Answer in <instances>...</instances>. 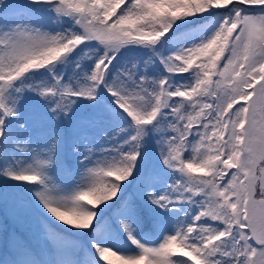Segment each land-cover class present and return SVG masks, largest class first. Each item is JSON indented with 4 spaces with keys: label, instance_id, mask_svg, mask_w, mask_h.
<instances>
[{
    "label": "snow or ice",
    "instance_id": "6c2138e0",
    "mask_svg": "<svg viewBox=\"0 0 264 264\" xmlns=\"http://www.w3.org/2000/svg\"><path fill=\"white\" fill-rule=\"evenodd\" d=\"M0 179V264H264V0H0Z\"/></svg>",
    "mask_w": 264,
    "mask_h": 264
},
{
    "label": "trees",
    "instance_id": "16d2710c",
    "mask_svg": "<svg viewBox=\"0 0 264 264\" xmlns=\"http://www.w3.org/2000/svg\"><path fill=\"white\" fill-rule=\"evenodd\" d=\"M21 19H26V17H21ZM198 23H203V21H200ZM196 26H189L187 30H192L194 29ZM181 31H185V29H181ZM69 72H71V69L68 70ZM183 75H187V74H183ZM32 109L31 107H29V112H31ZM85 132H87V134L91 137L94 135H97L98 133L95 132L94 130H88L85 129ZM15 182H9L6 186L5 181L0 179V191H8L11 189L12 184H14ZM127 195H134V190L133 189H129L128 193L125 194ZM99 226V225H97ZM28 227V224H26L25 221L21 220L15 210H14V206L11 203V201H4V200H0V250H2V246H3V239H4V229L7 228V230L9 232H12L13 230H17L19 232H24L25 229ZM122 239L126 242H128L126 240V238H124L122 236ZM130 244V242H128ZM101 264H104L103 261H101Z\"/></svg>",
    "mask_w": 264,
    "mask_h": 264
},
{
    "label": "rangeland",
    "instance_id": "374dc122",
    "mask_svg": "<svg viewBox=\"0 0 264 264\" xmlns=\"http://www.w3.org/2000/svg\"><path fill=\"white\" fill-rule=\"evenodd\" d=\"M17 2L22 3V2H24V0H17ZM15 209H16V213L19 216V218H21L22 220L26 221L27 217H26V214H25V210L24 209H21V208H18V207H15ZM122 247H123V249L125 251H132V250H134V246H132L131 244H129L128 242H126L124 240H123Z\"/></svg>",
    "mask_w": 264,
    "mask_h": 264
}]
</instances>
